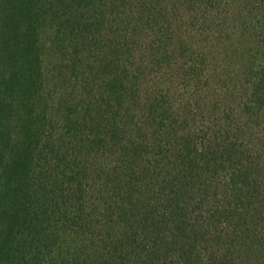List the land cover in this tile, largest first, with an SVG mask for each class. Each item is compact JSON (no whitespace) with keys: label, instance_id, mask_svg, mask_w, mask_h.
<instances>
[{"label":"trees","instance_id":"16d2710c","mask_svg":"<svg viewBox=\"0 0 264 264\" xmlns=\"http://www.w3.org/2000/svg\"><path fill=\"white\" fill-rule=\"evenodd\" d=\"M0 264H264V0H0Z\"/></svg>","mask_w":264,"mask_h":264},{"label":"rangeland","instance_id":"374dc122","mask_svg":"<svg viewBox=\"0 0 264 264\" xmlns=\"http://www.w3.org/2000/svg\"><path fill=\"white\" fill-rule=\"evenodd\" d=\"M56 33L49 29L48 27H45L42 29V38L44 39V42H46L47 49L45 50V54L43 55L44 58V69L45 73L47 75V87L52 86L53 82L57 83V79L55 78V75L58 72L59 65L61 63L62 55L60 52H58L57 49H52L54 40L57 39ZM164 77L157 81H155L157 86H159L161 89H165V74ZM177 80V78L175 79ZM142 85L145 89H149L152 85H155L154 82H146L145 78L142 76L141 81Z\"/></svg>","mask_w":264,"mask_h":264}]
</instances>
